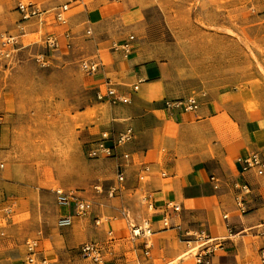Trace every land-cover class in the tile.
<instances>
[{"label":"rangeland","instance_id":"374dc122","mask_svg":"<svg viewBox=\"0 0 264 264\" xmlns=\"http://www.w3.org/2000/svg\"><path fill=\"white\" fill-rule=\"evenodd\" d=\"M248 1L113 0L116 11L131 8L143 15L134 30H129V21L115 28L124 30L125 37L135 36L138 62L160 63L163 68V96L154 109L149 105L153 110L141 124V134L135 133L133 146L145 151L146 130L164 118L165 101L188 96L197 99V109L208 106L209 114L217 116L219 132H213L208 143L228 166L245 156L237 154L246 147L241 143H249L251 138L264 142V129L254 120L260 112L264 115V0ZM72 48L71 41L62 49V56L58 52L56 59L41 66L34 53L42 46L29 45L20 50L12 69L0 64V126L4 132L11 126L14 135L11 148L0 151V163L4 164L0 169V240L7 242L0 244V258L13 264L20 263L29 237L40 239L46 255L51 245L63 248L67 228L56 225L53 189L81 192L92 201L95 211L105 203L104 193L112 184L113 161L87 154L88 142L113 128L108 123L111 108L98 103L78 66L80 58L90 53ZM164 133L162 128L160 135ZM154 144L161 154V137L155 136ZM126 176L123 198L124 204L131 206L128 188L135 179L134 174ZM261 178L264 181V175ZM95 185L102 191L95 193ZM135 192L140 195V188ZM111 201L119 205L118 199ZM132 206L137 211L138 202ZM74 219L76 253L72 264H93L79 251V244L87 238L82 228L86 220ZM252 231L234 237L240 254L231 255L226 264H260L257 251L264 247V222ZM121 238L131 246L126 234ZM118 248L120 245L114 247Z\"/></svg>","mask_w":264,"mask_h":264},{"label":"crops","instance_id":"0c3cea01","mask_svg":"<svg viewBox=\"0 0 264 264\" xmlns=\"http://www.w3.org/2000/svg\"><path fill=\"white\" fill-rule=\"evenodd\" d=\"M18 1L21 0H0V35L4 33L17 35L20 42L13 58L9 62L5 61L0 64L12 69L21 55L20 50L34 44L42 46V50L35 52L34 57L43 52L50 61L57 58L55 55L58 52L62 56V49L66 48L65 43L68 40L69 43L72 41V51L81 52V54L90 53L80 58L81 60L96 56L100 59V66L96 73L88 75L80 69L88 78V87L92 89L95 98L96 91L105 92L107 88H114L118 93L125 94L130 98L128 103L117 105H110L105 101L98 100V103L110 106L108 123L113 128L101 131L98 137L88 142V146L104 131L115 134L126 127H132L134 134L136 132L141 134V124H144L146 118H149L156 100L163 96L164 90L160 89V86L165 84L162 79L163 68L160 63L140 64L138 62L134 51L136 38L130 54L126 57L120 50L112 49L113 43H121L129 35H133L123 36L125 31H116L117 25L121 26L129 21L128 23L132 26L129 30H134L142 23L141 12L131 8L116 11L113 0H107V3H104L103 0H74L68 11L67 24L60 25L50 16L43 22L38 18L22 21L15 9ZM28 1L40 5L43 9H51L65 0ZM86 29L91 30V35L85 33ZM67 30L71 33L68 40L62 35ZM49 34L58 41L59 47L50 49L44 44V38ZM114 38L120 39L114 40ZM138 81L140 82L138 83ZM134 84H138L136 91L132 89ZM149 105H152L153 109H149ZM161 111L164 112V118L160 120V124L158 126L150 125L146 130L148 140L145 143L147 146L145 151L132 145L136 139L134 136L132 142L117 150L118 154L128 152L130 154L128 161L121 157L109 158L113 161L115 169L111 180L112 184L118 162L124 163L125 181L123 187L126 183V175L134 174L135 182L128 188L132 191L129 197L131 206L124 204V187L121 197L108 198L104 193V204L97 205L95 211L92 207L93 213L91 212L87 217L73 216L72 220H75L74 218L86 220L82 224L87 236L85 241H95L103 246L104 264H196L195 250L188 252L189 247L181 240L180 229L191 231L205 229L212 238L227 237L223 246L217 249L210 259V264H226V259L231 255L240 254L241 247L237 246L234 237L240 234H242L241 237H244L245 230L254 232L255 228L262 226V222H264V207H262L264 204V181H262V175L257 176L253 171L245 174L244 178L250 185L251 193L247 196L246 201L248 211L240 214L234 203L231 188V182L237 178L240 179V164L233 162L231 166H228L216 153L212 152L208 143L211 142L208 140L212 139L211 134L219 132L217 116L209 114L211 109L208 106L199 107L193 112H168L163 109ZM254 120L259 129H264V115L261 112ZM147 123L149 124L148 121ZM150 123H154V120ZM162 128L165 133L161 136ZM2 131L0 126V151L11 148L14 136L11 126L9 132L8 130L7 132ZM155 136L162 139L164 148L161 154L156 152ZM256 139L251 138L248 140L249 143L247 141L241 143L246 147L244 150H237L238 156H246L252 152L264 155L262 154L264 153L262 152L264 142L259 138ZM254 141L259 143L255 144ZM0 164H2L1 169L4 164ZM142 166L148 167L149 172L145 174L143 181H139L138 174ZM161 171L166 175L159 176L158 173ZM211 175L219 179L218 188L213 187V183L210 181ZM138 188H140V195L135 192ZM144 192H148L152 196L154 205L152 210H148L141 202L140 198ZM79 193L86 198L81 192ZM114 199L119 200L118 206H114L112 203L111 200ZM135 200L138 202V206L135 208L137 211L134 212L132 205ZM167 201L178 204L180 210L174 212L172 209L165 208L164 203ZM121 206L133 210V213L130 212L137 223L144 218L150 220L153 232L146 239L149 242L147 249L144 246L145 239L130 237L125 222L119 215ZM57 213L59 217L67 213L72 214V210L57 206ZM164 214H168L169 228L162 227L161 218ZM224 214L228 215L227 220L223 218ZM95 219H99L97 224ZM73 222L65 230L67 236L63 248L51 245L46 255L42 250L41 241H39L40 253L49 259L51 264H72V258L76 253V250L73 249L75 243ZM226 224L231 226L230 235ZM125 234L131 243L129 247L121 238ZM0 244L7 245V242L0 240ZM116 245H120L118 250L114 249ZM192 251L194 252L192 253ZM24 253L19 264H22ZM184 253H188L187 258H183L186 255L182 257ZM0 256L2 255L0 254ZM7 260L9 259L0 258V264H13Z\"/></svg>","mask_w":264,"mask_h":264},{"label":"built area","instance_id":"2783aa9c","mask_svg":"<svg viewBox=\"0 0 264 264\" xmlns=\"http://www.w3.org/2000/svg\"><path fill=\"white\" fill-rule=\"evenodd\" d=\"M74 0H65L61 4L51 8L43 9L40 5L28 1L21 0L16 4L15 9L20 15L21 20H29L30 18H38L41 22L45 21L49 16L58 24L65 25L68 22V11L71 8V4ZM256 1V0H249ZM85 33L90 35L91 30L86 29ZM62 35L68 40L71 37V33L67 30L62 33ZM135 37L129 35L121 43H113L112 49L120 50L122 54L126 57L130 54L133 48V42ZM44 44L52 49L59 47L58 41L52 35H46L44 38ZM20 45L19 37L13 34H1L0 35V63L9 62L13 58V54L18 49ZM66 47L70 46L69 40L65 43ZM35 61L41 65L46 66L49 64V59L46 54L41 52L35 55ZM100 66V59L96 57L82 59L79 62V68L86 74L92 75L96 73ZM140 81H138L139 83ZM132 89L136 91L138 89V84H134ZM96 99L99 101H105L110 105L125 104L130 101V98L125 94H120L114 88H107L105 92L96 91ZM165 109L167 111H181V112H193L197 109L198 102L194 96H188L185 100H168L165 101ZM134 131L132 127H126L122 131L115 134L111 132L104 131L100 134L99 138L94 140L89 144L87 149V154L91 158H117L121 157L125 161L130 159V154L128 152L117 153L118 148L132 142L134 139ZM237 162L240 164L239 176L240 179H235L231 182V188L233 191V200L240 214H244L248 211L246 201L247 196L251 193V188L249 183L245 180V174L249 171H253L257 176L264 175V155L258 152H252L244 157H239ZM2 167V164H0ZM117 171L115 174V179L112 185H110L105 191L108 198H114L120 196L124 189L123 183L125 181L124 175V163L118 162ZM149 172L148 167L142 166L139 174L138 180H142L145 174ZM163 177L166 175L165 172H160ZM210 181L213 183L214 188H218L219 179L211 175ZM95 193L102 191L100 185H95L93 187ZM54 198L57 206L62 208H68L72 210V214L67 213L60 215L57 218L56 224L59 228H67L72 225L73 216L85 218L92 212L93 203L91 200L84 198L79 191L75 189H63L61 187L53 189ZM141 202L146 206L148 210L154 208L152 196L148 192H144L141 196ZM165 208L172 209L174 212L180 210V206L173 202L167 201L164 203ZM119 215L123 218L126 229L132 238H143L144 246L147 249L149 247V242L146 240L152 234V227L149 219H142L137 223L132 216L130 210L121 206L119 209ZM223 218L227 220L228 215L224 214ZM99 219H95L97 224ZM161 223L163 228H169L170 222L168 214H164L161 218ZM229 235L231 234V226L226 224ZM181 240L189 247L188 252L195 250L194 256L196 259V264H210L211 256L214 252L223 246V242L227 237L223 238H212L210 237L205 229H200L197 231L180 229ZM40 239L36 236L29 237L25 240V253L23 257L22 264H49V261L40 253L39 249ZM80 254L83 258L90 260L93 264H104V248L95 241H85L79 246ZM258 261L260 264H264V247L260 248L258 251Z\"/></svg>","mask_w":264,"mask_h":264},{"label":"bare ground","instance_id":"6f19581e","mask_svg":"<svg viewBox=\"0 0 264 264\" xmlns=\"http://www.w3.org/2000/svg\"><path fill=\"white\" fill-rule=\"evenodd\" d=\"M187 254H188V253H184V254H182V257L185 256V255H187Z\"/></svg>","mask_w":264,"mask_h":264}]
</instances>
